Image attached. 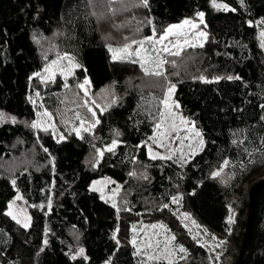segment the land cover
Returning <instances> with one entry per match:
<instances>
[{"label":"trees","instance_id":"1","mask_svg":"<svg viewBox=\"0 0 264 264\" xmlns=\"http://www.w3.org/2000/svg\"><path fill=\"white\" fill-rule=\"evenodd\" d=\"M135 1L114 7L116 2L109 0H0V111L17 120L0 124V162L37 141L28 124L37 116L30 100L34 74L44 66L40 38L54 37L59 51L82 66L75 80L70 79L72 85L87 77L95 93L113 86L117 94L116 101L97 114L99 123L92 132L72 131L60 140L53 133L38 137L51 159L43 169L9 173L0 166V264H169L139 259L130 241V225L144 210L142 195L161 202L143 215L169 226L189 251V264L236 263L251 189L264 180V48L259 38L264 24L258 23L264 20V0H216L236 11L216 9L212 0H148L147 7ZM198 12L205 14L207 42L191 59L169 69L180 109L201 130L204 146L184 165L152 159L146 143L155 131L156 99L139 85L146 74L139 62L112 61L106 36L118 42L137 34L151 36L153 28L162 33ZM62 86L55 82L41 90L48 105L60 106ZM116 138L119 143L112 152H104L95 166L87 163L94 147L110 145ZM225 160L228 178L213 177ZM138 165L146 176L133 181ZM101 177L132 183L136 212H118L101 199L91 188ZM18 194L30 207L27 228L7 215ZM178 194L183 209L215 238L214 244L199 243L169 207ZM230 208L235 211L231 225ZM74 235L87 259H72ZM242 264H264V186L256 195Z\"/></svg>","mask_w":264,"mask_h":264},{"label":"rangeland","instance_id":"2","mask_svg":"<svg viewBox=\"0 0 264 264\" xmlns=\"http://www.w3.org/2000/svg\"><path fill=\"white\" fill-rule=\"evenodd\" d=\"M134 3L137 2L135 0H122V2L121 0H116L114 7H121L124 4L132 5ZM186 19L199 24V17L196 16L194 18H184L179 23H173L171 25H179ZM171 25H168L164 31ZM164 31L158 34L156 32H152L151 36L137 34L122 42H118L110 36H106V40L108 45L112 48H121L124 44L131 43L132 40L144 41L143 48L140 49V56H133L131 57V60L138 61L141 65H143V68L148 69L149 73L154 71H163L164 75L162 76L145 74L144 78L141 79L139 83L143 89L146 88L150 90L151 94L156 99V106L158 108L157 111H155L157 117L155 131L146 143L147 151L148 155L151 157V154L149 153L150 147L152 153H157L159 156L171 157L170 160L184 165L192 158V156L201 151L203 148V135L195 122L184 115L181 111L175 98V91L168 100L169 105L172 106L170 109L164 105L163 101L168 98V88L170 86L175 85L176 89V84L173 79L174 74L172 75L170 73L169 68L175 69L177 67L176 62L183 61L184 58H187V60L191 59L193 53L200 47V44L202 43L204 45L208 40V35L206 40H201L198 37H195V33L197 31H204L208 34V31L204 19V23L199 24L198 29H191L186 26L182 30L184 35L169 36L168 39L164 40L162 43H157L156 41H158L160 36L164 34ZM260 33L261 32H259V38L262 42ZM148 37H154L155 39L153 41H148L146 40ZM185 39L196 46L191 47L186 45L184 43ZM38 41L41 55L44 59L43 69L38 73H40L43 77L49 78L42 80L40 77L35 76V88L30 94V100L37 109V116L36 119L29 122L28 125L31 127L34 122H38L40 124V127L38 128L31 127L34 134L37 136V141L32 145V147L21 148L18 156L11 159L1 160L0 166L4 172L14 173L22 168L37 170L43 169L50 163L51 159L38 141V137L42 133H53L59 140L62 139L61 137L65 138L68 133L72 131L75 132V129H80L81 134L82 132H86L81 128L82 121L84 122V128H88L90 129L89 131L92 132L94 129L92 125H95L96 120L98 119L97 114L105 107L114 103L113 101H116L117 99V94L113 86L107 87L100 92L95 93L90 88V85H85L88 89L87 94H85V90L78 87V85L84 81L78 83L77 85H72L70 79L75 80L74 77L78 68H73L69 65L67 60H58V57L63 56L64 53L59 51L54 37H43ZM177 43L180 45V54L178 56L170 55L169 53L163 51L164 47H168L172 50V52H176L178 49L173 45H176ZM137 48H139L138 44L132 45L133 51ZM160 60H164L165 63L162 67H157ZM53 61H58V63L53 64ZM173 61L175 62L174 64L172 63ZM74 63L77 62L74 61ZM49 66L52 67L53 74L45 72V68ZM55 82H60L63 85V96L58 97V100H60V106L58 108L48 105L41 92V90L43 91L45 85L53 84ZM65 84L68 85L67 88L65 87ZM37 93H39V95H37ZM175 105H178V107ZM89 109L92 111H89ZM45 111L50 113L51 116L44 115ZM93 112L95 113V116H93ZM77 115L79 118H77ZM181 118L186 120L187 124L181 123ZM158 124L160 125L159 128H157ZM173 124L175 125V130H173ZM44 129H47V131ZM195 131H199L201 133L203 145L200 144L201 137L195 136ZM114 141H116L118 145V139L116 138ZM111 144L94 147L87 157V163L90 166H95L101 158L97 154L98 150L103 151L104 154V152L107 151L106 149L111 146ZM161 144L164 146L162 147ZM16 147L18 146L16 145ZM159 156L157 159H160ZM224 168L225 166L218 170L221 172V177H225L227 175L224 173ZM134 173L135 175H133V181L143 180L146 176L145 168L140 165H138ZM259 175L260 174H257L256 177ZM226 178H228V175ZM91 188L98 189L96 191H98L101 196L103 195L105 201H108L112 205L114 202V207H116L118 212L129 210H135L132 212H136L133 204L135 203V199L133 197L134 188L132 183L130 185H124L113 178L101 177L91 182ZM17 197H21V199H17ZM174 197L177 198V202H173L172 197L170 203L171 205L169 207L177 214L178 218L190 234L203 245L207 246L214 244L213 240H215V238H212L208 232L205 231L204 227L197 222L196 218H194L192 214L183 209L181 195L178 194ZM140 201L143 203L144 210L138 212V215L136 216L138 219L132 221L130 225V241L132 243L133 239L136 240V244L133 245L132 243V245L134 246L135 253L137 249L140 250V254L137 255L139 259L143 261L165 260L168 263L171 261V264H189V251L184 245L176 241V236L169 226L163 221L146 220L143 215V213L154 209L156 205L159 206L161 202H156L154 198H149L147 196L143 197V195ZM9 211L17 217V220L21 221L20 224L23 225L24 223H28L30 225V207L25 204L24 199L20 194H18L10 202L7 212ZM153 225H156V227H152ZM161 225L163 227H161ZM133 227H135V231H133ZM173 236L175 237L174 240L171 239ZM181 246L187 250V254L179 252V248ZM80 248L83 247L79 240V236L74 235V247L72 248L73 253L76 254ZM149 255L159 256L161 258L149 260ZM165 256L168 258L164 259ZM181 256H184L185 258L181 259Z\"/></svg>","mask_w":264,"mask_h":264},{"label":"snow or ice","instance_id":"3","mask_svg":"<svg viewBox=\"0 0 264 264\" xmlns=\"http://www.w3.org/2000/svg\"><path fill=\"white\" fill-rule=\"evenodd\" d=\"M110 3H115L116 0H109ZM122 2V0H121ZM241 4L243 3V0H240ZM141 4L145 7H147L148 5V0H141ZM212 4H213V7H215L216 9H224V10H231V11H236L235 8H231L229 9L228 5L226 4H222V3H216V0H212ZM110 11L113 12V14H115V11L110 9ZM93 15H95V13H93ZM204 13L203 12H198L196 13V16L199 17V24H202L204 23ZM248 23L251 25L252 22L251 21H248ZM259 24H264V20H261L258 22ZM199 24L198 23H195L194 21L192 20H184L181 24L179 25H171L169 26L165 31H164V34L160 36L159 40L156 41L157 43H162L164 40L168 39L169 36H173V35H177V36H181V35H184L183 33V29L187 26L191 29H198L199 28ZM153 32H155V29L153 28ZM207 33L204 32V31H197L195 33V37H198L199 39L201 40H206L207 39ZM260 37H261V40H262V43H261V47L264 48V31H261L260 33ZM34 39L36 38L35 35L33 37ZM127 39V38H126ZM155 38L154 37H148L146 38V40L148 41H153ZM37 42H39L37 40ZM184 43L188 46H191V47H195L196 45L195 44H192L190 41H188L187 39H185ZM133 44H138L139 45V48H137L135 51L132 50V45ZM143 45H144V41H136V40H132L131 43H126L123 45V47L121 48H112L111 46H109V51L111 53V59L112 61L114 62H117V61H124L126 59L128 60H131V57L133 56H140V49L143 48ZM174 47H176L178 50L176 52H172V50L168 47H164L163 48V51L164 52H167L169 53L170 55H179L180 54V45L177 43L176 45H173ZM200 46L202 47L203 44L201 43ZM58 60H67L69 65H71L73 68H81L82 66L78 63H74L75 61V57L65 53L63 56L61 57H58ZM133 63H136L138 61H132ZM53 64H56L58 63V61H53L52 62ZM165 63L164 60H160L159 61V64L157 65V67H162V65ZM173 64L175 63L174 61L172 62ZM143 67V65H141ZM85 72H87V69H84ZM144 71L146 74H150V75H155V76H162L164 75L163 71H154V72H151L149 73L148 69L147 68H144ZM45 72H48L49 74H53L52 73V67L49 66L47 68H45ZM71 74V73H69ZM35 76L37 77H40L42 80L44 79H47L49 77H43L41 76L40 73H35L34 74ZM240 79V77H227V79L231 80V79ZM201 79H204L203 77H201ZM217 80L221 79L220 77H217L216 78ZM206 82H211V81H206ZM91 84V81L90 79H88L87 77H85L84 79V82L79 84L78 87L81 88V89H84L85 90V94H87V91L88 89L85 87V85H90ZM65 87L67 88L68 85L65 84ZM175 91V85H172L168 88V98H166L163 103L166 107H168L169 109L172 107L171 105H169V98L171 97V95L173 94V92ZM37 95H39V93H37ZM115 102V101H113ZM176 107H178V105H175ZM261 107H264V105H262ZM89 111H92L91 109H89ZM44 115H47V116H51L50 113H47V111H45ZM93 116H95V113L93 112ZM77 118H79V116L77 115ZM262 119H264V117H262ZM6 121H10L11 123L15 124L17 122L16 120V117L14 116H8L6 113L4 112H0V124L6 122ZM96 123L98 124L99 123V120H96ZM181 123H184V124H187V121L184 120L183 118H181ZM31 127L33 128H38L40 127V124L38 122H34L32 123ZM92 127H95V125H92ZM160 125L158 124L157 125V128H159ZM173 130H175V125L173 124ZM81 128L84 130V131H89L90 129L88 128H84V122L82 121L81 122ZM45 131H47V129H44ZM76 132L77 135H80V129H75L74 130ZM117 135H119V133H117ZM195 136L196 137H201L200 139V144L203 145V139H202V136H201V133L199 131H195ZM63 139V137H61ZM82 138V137H81ZM233 143H235V141H233ZM161 146L163 147L164 145L161 144ZM117 147V142L116 141H113L111 146H109L106 150L109 151V152H112L115 148ZM45 151H47V149H45ZM149 153L151 154V158L152 159H157L159 154L157 153H152V150L151 148L149 147ZM98 156L99 157H102L103 156V151L101 150H98L97 152ZM160 159H170L171 157H164V156H159ZM229 164V161L225 160L224 161V166H227ZM132 175H135V173H132ZM221 175V172L220 171H216V172H213L212 173V176L213 177H218ZM13 184H15V181L13 180L12 181ZM93 190H98V189H95L93 188ZM17 199H21V197H17ZM101 199H104L103 195L101 196ZM173 202H177V198L176 197H173ZM113 206H115L114 202H113ZM165 208L168 207V205H164ZM7 215L11 216L13 220H17V217L11 212L9 211L7 213ZM187 215V214H185ZM228 220V224H234L235 223V211L233 209L230 208V215L228 216L227 218ZM17 223H21V221L17 220ZM23 226L25 228L29 227V224L28 223H24ZM152 227H156V225H153ZM161 227H163L161 225ZM133 231H135V227H133ZM206 231V230H205ZM171 239H175V237L173 236ZM47 243V241H45V244ZM117 243H119V241H117ZM132 243L133 245L136 244V240L133 239L132 240ZM223 243V241L221 242ZM179 252L181 253H185L187 254V250L185 248H183V246H181L179 248ZM140 254V250L137 249L136 251V255H139ZM82 256L84 257L85 259H87V256H85V250L84 248H80L78 250V252L76 253V255L72 256V259L75 260L76 259V256ZM161 257L159 256H152V255H149L148 256V259L149 260H154V259H160ZM168 257L165 256L164 259H167ZM181 259H184L185 257L184 256H181L180 257ZM105 264H111V261H106ZM169 264H171V261H169Z\"/></svg>","mask_w":264,"mask_h":264},{"label":"water","instance_id":"4","mask_svg":"<svg viewBox=\"0 0 264 264\" xmlns=\"http://www.w3.org/2000/svg\"><path fill=\"white\" fill-rule=\"evenodd\" d=\"M263 186H264V180H261V181L256 182L251 189L250 211H249V217H248V222H247V228H246L245 236L242 242L241 250H240L238 259L235 264H242V261L245 257L248 240L251 235V225H252L253 214H254V209H255L256 195H257L258 190L261 189Z\"/></svg>","mask_w":264,"mask_h":264}]
</instances>
